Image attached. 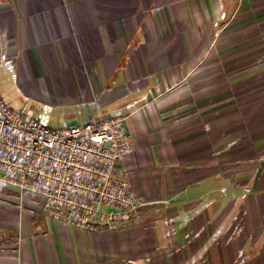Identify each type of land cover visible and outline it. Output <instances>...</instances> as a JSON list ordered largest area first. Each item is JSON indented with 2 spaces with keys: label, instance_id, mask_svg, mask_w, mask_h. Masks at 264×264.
Wrapping results in <instances>:
<instances>
[{
  "label": "crops",
  "instance_id": "crops-1",
  "mask_svg": "<svg viewBox=\"0 0 264 264\" xmlns=\"http://www.w3.org/2000/svg\"><path fill=\"white\" fill-rule=\"evenodd\" d=\"M0 68L48 128L123 115L149 210L88 231L1 191L0 264H262L264 0H0Z\"/></svg>",
  "mask_w": 264,
  "mask_h": 264
},
{
  "label": "built area",
  "instance_id": "built-area-1",
  "mask_svg": "<svg viewBox=\"0 0 264 264\" xmlns=\"http://www.w3.org/2000/svg\"><path fill=\"white\" fill-rule=\"evenodd\" d=\"M46 122L45 113L29 117L0 94V192L43 201L49 218L83 230L142 221L149 210L125 178L133 143L123 115L64 129Z\"/></svg>",
  "mask_w": 264,
  "mask_h": 264
},
{
  "label": "rangeland",
  "instance_id": "rangeland-1",
  "mask_svg": "<svg viewBox=\"0 0 264 264\" xmlns=\"http://www.w3.org/2000/svg\"><path fill=\"white\" fill-rule=\"evenodd\" d=\"M18 111V110H16ZM256 243H258V246H255V251H254V256L256 257H260V259H262V264H264V235L260 236V239H256L255 240ZM257 249V250H256Z\"/></svg>",
  "mask_w": 264,
  "mask_h": 264
}]
</instances>
